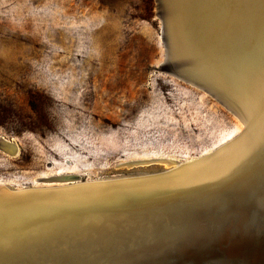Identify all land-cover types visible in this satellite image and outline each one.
I'll return each instance as SVG.
<instances>
[{
  "label": "rangeland",
  "instance_id": "rangeland-1",
  "mask_svg": "<svg viewBox=\"0 0 264 264\" xmlns=\"http://www.w3.org/2000/svg\"><path fill=\"white\" fill-rule=\"evenodd\" d=\"M157 2L0 0V141L19 148L0 149V184L159 174L241 131L204 91L170 84Z\"/></svg>",
  "mask_w": 264,
  "mask_h": 264
},
{
  "label": "water",
  "instance_id": "water-1",
  "mask_svg": "<svg viewBox=\"0 0 264 264\" xmlns=\"http://www.w3.org/2000/svg\"><path fill=\"white\" fill-rule=\"evenodd\" d=\"M157 1L159 18L162 22L161 35L166 49V62L170 66L169 71L181 80L193 84L216 98L244 125L242 134L231 142L221 146L211 155L188 164H181L177 169H182L185 166L195 167L213 161L217 156L230 151L239 137L253 128V113L244 98L245 94L242 93L243 97H241V93L234 88L236 86L227 85L229 77L234 78L237 74V78H239L238 75L247 73V70L246 67H241L242 59L235 56L234 53H230L229 56L237 62H232L230 65V57H227L225 53L220 69L227 77L220 79V75L216 71H212L216 76H209L210 79L203 77V79H196L202 81H195L193 73L188 70L184 72V66H179V61L175 60L177 57H174L175 47L172 49L175 35L176 39L178 38L175 43L182 42L180 37L184 39L187 36L189 40L190 38L197 39L194 34L200 36L205 31L204 28L212 29L207 26L205 21L212 19L207 17L214 16L216 11L227 10L228 6H235L233 4L237 5L238 2L264 5V0H167L168 3L165 0ZM182 15L184 27L177 23L178 19H182ZM177 28L178 30L180 28L179 34ZM191 57L192 60L195 59V55H191ZM223 78H228L227 82ZM219 80H224L226 85L223 86ZM0 149L11 156L19 154L17 144L5 139L0 141ZM168 162L170 163V161ZM165 173L166 171L148 176L83 182L78 187L112 188L111 191H113L125 182L160 177ZM73 182H81V179L77 176H63L39 181L41 184ZM230 184L226 183L225 187H216L206 191L212 197L216 196L221 189L224 192L227 190L230 193L237 192L238 189L233 186H231L232 190L229 189L228 185ZM61 190L62 188L12 190L0 186V224L11 223L19 216L18 211L26 210L27 214L29 213L28 217L30 216L28 223L37 222L40 239L47 238L48 242L47 246L41 245V252L27 248L22 252L16 251L12 256L8 254L9 258L6 259L10 262L9 264H46L48 261L45 258H56L55 256H58L60 252H68L67 256L73 262L80 261L81 264H90V261L98 263L104 259L108 264L111 261H114L111 264H236L240 262L242 264H264V232L259 233L257 238L251 241L252 244L245 247L247 253L245 251L240 253L241 251L236 249L229 242L227 235L221 231L222 225H228L233 217V215L225 217L224 204L217 207L213 203L192 205L184 203L190 202L189 200L177 201L175 199L172 201L173 203L163 204L162 200L153 198L143 199L138 208L136 205L128 206L125 201L120 204L109 201L112 205L108 206L103 203L100 209L99 206L87 209L83 204V208H62L60 206L57 213H38L46 206L43 202L35 201L33 195L38 192L54 193ZM111 191L109 192L111 193ZM217 218L221 219L217 221ZM18 220L19 218H17V222ZM202 226L207 228V233L204 232L203 236L200 230L196 231L198 227ZM148 227H150L149 230H147ZM212 236L216 240L215 243L210 242ZM5 262H0V264H5Z\"/></svg>",
  "mask_w": 264,
  "mask_h": 264
},
{
  "label": "bare ground",
  "instance_id": "bare-ground-1",
  "mask_svg": "<svg viewBox=\"0 0 264 264\" xmlns=\"http://www.w3.org/2000/svg\"><path fill=\"white\" fill-rule=\"evenodd\" d=\"M165 1L167 2V0ZM246 3L238 2L237 5L233 4L235 6H228L227 10L216 11L214 16L207 17L212 18L205 21L207 26L212 29L204 28L205 31L203 29L204 32L201 33L202 36L194 34L197 39L190 38L189 40L187 36L184 39L180 37L182 39L180 41L183 43H175L178 39L175 35L172 49L175 47L174 57L177 56L175 60L179 61L178 65L184 66V72L186 70L192 72L195 81H202L196 79H203V77L207 79L209 76H216L212 71H216L221 76H219L220 79L227 77L220 69L221 60L226 54L228 57L230 53L239 56L242 59L241 67H246L247 73L239 74V78L235 74L234 78L229 77L228 82V78L223 79L227 85L236 86L238 89L234 88L241 93V97H243L242 93L245 94L244 98L253 113V128L239 137L230 151L217 156L213 161L195 167L185 166L182 169H177L181 164H188L211 155L221 146L240 136L244 131V125L240 120L241 131L213 151L184 163L175 161L165 163L167 170L164 175L125 182L116 187L115 191H111L112 188L78 187L79 184L83 183L82 181L36 187L40 189L62 188L61 191L54 193L38 192L33 195L35 201L43 202L46 206L38 213H57L60 206L78 209L83 208V204L87 209L93 206H99L100 209L103 203L108 206L112 205L109 201H114V204L125 201L128 206L136 205L138 208L143 199L153 198L162 200L163 204L173 203L174 199L177 201L189 200L190 202L184 203H191L192 205L213 203L217 207L224 204L223 213H225V217L228 215H233V217L229 224L226 223L228 225H222L221 231L227 235L229 242L241 251L240 253L246 252L245 247L252 244L251 241L256 239L259 233L264 232V5ZM181 17L182 19H178L177 23L182 25L183 15ZM178 31L180 28L179 30L177 28V33ZM191 55H195L194 60H192ZM232 62L237 61L230 57L229 64L231 65ZM187 74L190 75L191 73ZM183 75L185 76V74ZM168 76L201 91L193 84L181 80L172 72ZM224 80H219L223 86L226 85ZM210 97L218 101L213 96L210 95ZM62 175L64 174L57 176ZM226 183H231L228 185L229 189L232 190L235 187L238 189L237 192L230 193L228 190L224 192L219 189L220 191L216 196L208 195L209 192L206 190L222 187ZM0 186L7 187L4 184H0ZM200 200L204 202H198ZM18 214V222L16 218L11 223L0 224V262L6 261L5 264L10 263L7 261L8 254L12 256L16 251L22 252L27 248L41 252V245L47 246L48 244L47 238L40 239V232L37 229L39 224L37 222L28 223L29 213L27 214V211L23 210L18 211ZM217 219L219 221L221 218ZM149 229L150 227L147 230ZM206 229V226H202L201 228L198 227L196 231L200 230L203 236L204 232L207 233ZM210 242H216L214 236L210 237ZM67 253L60 252L58 256H55L56 258H45L48 261L46 264H81L80 261L73 262ZM104 260H99L98 263L95 261L89 263L108 264ZM111 263L114 261L109 262V264ZM236 264H242V262Z\"/></svg>",
  "mask_w": 264,
  "mask_h": 264
},
{
  "label": "trees",
  "instance_id": "trees-1",
  "mask_svg": "<svg viewBox=\"0 0 264 264\" xmlns=\"http://www.w3.org/2000/svg\"><path fill=\"white\" fill-rule=\"evenodd\" d=\"M171 83L175 85V84H179V83H182V82H179V81H177V80H175V79L172 78V79L170 80V84H171ZM182 84H184V83H182ZM189 87H190V86H189ZM191 88H192V87H191ZM238 129H239V126H238V128H237V132H238ZM233 136H234V135H233ZM233 136H231V137H233ZM231 137H229L228 139H230ZM228 139H227V140H228ZM227 140L223 141L222 143L226 142ZM222 143H221V144H222ZM221 144H220V145H221ZM217 147H218V146H217ZM208 153H209V152H208ZM205 154H207V153H205ZM61 174H64V173H59V175H61Z\"/></svg>",
  "mask_w": 264,
  "mask_h": 264
}]
</instances>
